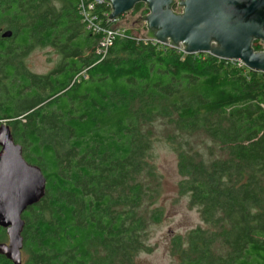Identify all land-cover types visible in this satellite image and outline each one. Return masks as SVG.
Instances as JSON below:
<instances>
[{
	"label": "trees",
	"instance_id": "trees-1",
	"mask_svg": "<svg viewBox=\"0 0 264 264\" xmlns=\"http://www.w3.org/2000/svg\"><path fill=\"white\" fill-rule=\"evenodd\" d=\"M77 4L0 0V121L46 179L22 213L20 264H135L156 121L172 131L178 191L203 224L174 242L180 264H264V73L152 45L130 28L100 58ZM138 12H147L141 2ZM33 46L55 48L53 71L25 69ZM0 264L14 263L0 253Z\"/></svg>",
	"mask_w": 264,
	"mask_h": 264
},
{
	"label": "water",
	"instance_id": "water-1",
	"mask_svg": "<svg viewBox=\"0 0 264 264\" xmlns=\"http://www.w3.org/2000/svg\"><path fill=\"white\" fill-rule=\"evenodd\" d=\"M115 20L143 3L147 12L145 38L182 48L187 54L206 53L226 60H240L247 68L264 73V0H101ZM176 6V10L174 7ZM10 30L2 37L11 36ZM254 41L262 44L255 50ZM46 179L39 166L27 162L9 126L0 124V227L7 243L0 253L14 264L21 262L22 213L37 203Z\"/></svg>",
	"mask_w": 264,
	"mask_h": 264
},
{
	"label": "rangeland",
	"instance_id": "rangeland-1",
	"mask_svg": "<svg viewBox=\"0 0 264 264\" xmlns=\"http://www.w3.org/2000/svg\"><path fill=\"white\" fill-rule=\"evenodd\" d=\"M114 27L132 29L138 40L146 33L144 22L139 21V12L124 14ZM59 61L60 55L52 46H33L24 57L23 65L31 74L45 75L53 71ZM0 122L5 123V120ZM149 133L150 148L144 163L145 169L150 170V191L154 190L144 202L143 215L149 221L142 236L146 248L137 252L134 261L135 264H180L179 254L174 252V242L177 238L184 239L190 230L203 224L198 210L189 205L188 196L178 191L181 176L177 169V157L167 140L169 135L172 136L171 129L156 121ZM154 214L160 216L157 222L150 219Z\"/></svg>",
	"mask_w": 264,
	"mask_h": 264
},
{
	"label": "built area",
	"instance_id": "built-area-1",
	"mask_svg": "<svg viewBox=\"0 0 264 264\" xmlns=\"http://www.w3.org/2000/svg\"><path fill=\"white\" fill-rule=\"evenodd\" d=\"M102 4L106 3L101 0H78L77 4V9L84 27L93 35L99 37L96 52L100 55V58H103L106 55L108 48L110 45H112L114 39L116 37L124 36L125 33L124 30L108 26L104 23V18H106V20L110 19L108 18L109 13L107 11L99 12L100 5ZM141 40L145 42L149 41L152 45H163L156 42L155 40L147 39L145 37L141 38ZM176 49L185 53L181 47ZM231 61H233L238 67L244 66L240 60ZM80 75L85 77L84 72H81Z\"/></svg>",
	"mask_w": 264,
	"mask_h": 264
},
{
	"label": "flooded vegetation",
	"instance_id": "flooded-vegetation-1",
	"mask_svg": "<svg viewBox=\"0 0 264 264\" xmlns=\"http://www.w3.org/2000/svg\"><path fill=\"white\" fill-rule=\"evenodd\" d=\"M174 9H176V8H174Z\"/></svg>",
	"mask_w": 264,
	"mask_h": 264
}]
</instances>
